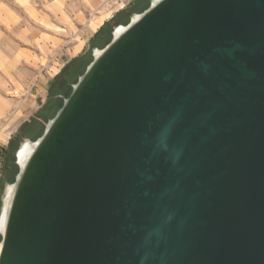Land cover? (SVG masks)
I'll list each match as a JSON object with an SVG mask.
<instances>
[{
    "label": "water",
    "instance_id": "1",
    "mask_svg": "<svg viewBox=\"0 0 264 264\" xmlns=\"http://www.w3.org/2000/svg\"><path fill=\"white\" fill-rule=\"evenodd\" d=\"M122 27L16 159L0 264H264V0Z\"/></svg>",
    "mask_w": 264,
    "mask_h": 264
},
{
    "label": "rangeland",
    "instance_id": "2",
    "mask_svg": "<svg viewBox=\"0 0 264 264\" xmlns=\"http://www.w3.org/2000/svg\"><path fill=\"white\" fill-rule=\"evenodd\" d=\"M150 1L0 0V208L20 144L39 138L94 51Z\"/></svg>",
    "mask_w": 264,
    "mask_h": 264
},
{
    "label": "bare ground",
    "instance_id": "3",
    "mask_svg": "<svg viewBox=\"0 0 264 264\" xmlns=\"http://www.w3.org/2000/svg\"><path fill=\"white\" fill-rule=\"evenodd\" d=\"M137 17L134 16L133 19L135 20ZM124 30V27L119 26V27H115V31H114V35L117 36L118 34H120L122 31ZM100 51L98 49L95 50V55H99ZM33 145L31 144L30 141L26 140L24 142H22L17 150V161L20 165H23V163L25 162V160L27 159L28 155L31 153L32 149H33ZM12 187L10 185H7L6 190H5V194L3 195V200H5V202L7 201V198L9 197V194L11 192ZM5 212V209H4ZM4 212H3V216L2 219L4 217ZM0 220V230L2 229V224H3V220Z\"/></svg>",
    "mask_w": 264,
    "mask_h": 264
},
{
    "label": "trees",
    "instance_id": "4",
    "mask_svg": "<svg viewBox=\"0 0 264 264\" xmlns=\"http://www.w3.org/2000/svg\"><path fill=\"white\" fill-rule=\"evenodd\" d=\"M147 7H148V5H147ZM147 7H146V8H147ZM146 8H144V9H146ZM114 18H115V16H114L112 19H114ZM102 27H103V26H102ZM102 27H101V28H102ZM100 30H101V29H100ZM98 32H99V31H98ZM98 32H97V33H98ZM97 33H96V34H97ZM94 38H95V37H93L92 40H93ZM62 72H63V70H62L57 76H59L60 74H62ZM70 92H71V89L69 88V91H68V93H67V96L70 94ZM61 106H62V101H60V104L58 105V109H59ZM41 134H42V132L38 134L39 137L41 136ZM12 144H13V143L10 141V142H9L10 147H12Z\"/></svg>",
    "mask_w": 264,
    "mask_h": 264
},
{
    "label": "crops",
    "instance_id": "5",
    "mask_svg": "<svg viewBox=\"0 0 264 264\" xmlns=\"http://www.w3.org/2000/svg\"><path fill=\"white\" fill-rule=\"evenodd\" d=\"M97 33V31L95 32V34ZM94 36V35H93ZM92 36V37H93ZM10 139V137H8L7 138V141L6 142H8V140ZM5 146V143H2V146L0 147V155H4V153H5V151H6V147H4Z\"/></svg>",
    "mask_w": 264,
    "mask_h": 264
}]
</instances>
